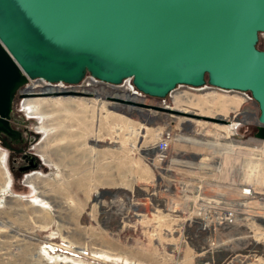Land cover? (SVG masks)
Listing matches in <instances>:
<instances>
[{"label":"rangeland","instance_id":"obj_1","mask_svg":"<svg viewBox=\"0 0 264 264\" xmlns=\"http://www.w3.org/2000/svg\"><path fill=\"white\" fill-rule=\"evenodd\" d=\"M71 87L92 97H43L64 88L29 81L11 114L21 138L0 134V264H264V142L250 93L179 86L158 99L90 75ZM54 98L41 114L27 103ZM226 209L232 224L218 221Z\"/></svg>","mask_w":264,"mask_h":264},{"label":"water","instance_id":"obj_2","mask_svg":"<svg viewBox=\"0 0 264 264\" xmlns=\"http://www.w3.org/2000/svg\"><path fill=\"white\" fill-rule=\"evenodd\" d=\"M264 0H0V134L29 81L112 86L164 99L179 86L250 93L264 141ZM43 97H92L64 90ZM118 101L220 125L226 119Z\"/></svg>","mask_w":264,"mask_h":264},{"label":"built area","instance_id":"obj_3","mask_svg":"<svg viewBox=\"0 0 264 264\" xmlns=\"http://www.w3.org/2000/svg\"><path fill=\"white\" fill-rule=\"evenodd\" d=\"M90 80H91V82L93 84L102 83V82H100V81L92 78L91 76H90ZM41 81L44 82L46 85H49V86H52V87H57L59 85H62L63 88H64V90H70V89H72V87H71L72 85H69V87H66V85L64 83L50 84V83H48L46 81H43V80H41ZM230 125H231L230 126V129L236 130L237 129V126L239 124L238 123H234V124L233 123L232 124L230 123ZM171 141H172V134L167 132V133L163 134L162 139L158 142L157 149H158V151L161 154V160L162 161H165V160L168 159V152H169V149H170V143H171ZM254 193L255 192H254V189L253 188H246V189L243 190V195H246V196H253ZM213 208H214V210L215 209H218V207H216V206H214ZM234 219H235V211L234 210L226 209L224 211V215L223 216H220L218 218V221H219L220 224H232L234 222ZM51 248L54 249L52 246H50L48 249L51 250ZM62 249H66V247L63 245V247H60L59 250H62Z\"/></svg>","mask_w":264,"mask_h":264},{"label":"bare ground","instance_id":"obj_4","mask_svg":"<svg viewBox=\"0 0 264 264\" xmlns=\"http://www.w3.org/2000/svg\"><path fill=\"white\" fill-rule=\"evenodd\" d=\"M90 91H92V92H97V93H100L101 92V90L102 89H89ZM27 91H31V92H36V93H50V92H53V90L51 89V88H42V87H38V86H34L33 88H30V89H28ZM55 93V92H54ZM53 94V93H52ZM28 96H31V95H36V94H27ZM50 100H57V102H58V99H33V100H27V103H29V104H31V105H34L36 108H37V114H41L42 112H44L45 110H44V107H45V104L48 102V101H50ZM60 102V101H59ZM50 103H52L51 101H50ZM54 104H55V102H53ZM64 103H66V102H63V104ZM54 104H52V105H54ZM57 105H58V103H57ZM60 105V104H59ZM59 105H58V107L55 109V108H53V107H55V106H53L52 108L53 109H55V110H57L58 108H59ZM62 105V104H61ZM48 106V105H47ZM49 106H51L50 104H49ZM59 110H61L60 108H59ZM177 111H181V112H189V111H183V110H177ZM188 121H192V120H188ZM230 126V125H229ZM13 181V180H12Z\"/></svg>","mask_w":264,"mask_h":264},{"label":"flooded vegetation","instance_id":"obj_5","mask_svg":"<svg viewBox=\"0 0 264 264\" xmlns=\"http://www.w3.org/2000/svg\"><path fill=\"white\" fill-rule=\"evenodd\" d=\"M37 95V94H36Z\"/></svg>","mask_w":264,"mask_h":264}]
</instances>
